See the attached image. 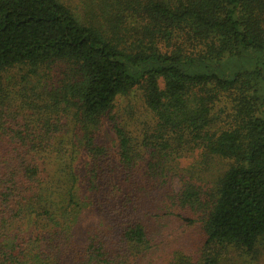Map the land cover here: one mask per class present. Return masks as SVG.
I'll use <instances>...</instances> for the list:
<instances>
[{
  "label": "trees",
  "instance_id": "16d2710c",
  "mask_svg": "<svg viewBox=\"0 0 264 264\" xmlns=\"http://www.w3.org/2000/svg\"><path fill=\"white\" fill-rule=\"evenodd\" d=\"M178 222L165 264L264 256V0H0V264H155Z\"/></svg>",
  "mask_w": 264,
  "mask_h": 264
},
{
  "label": "rangeland",
  "instance_id": "374dc122",
  "mask_svg": "<svg viewBox=\"0 0 264 264\" xmlns=\"http://www.w3.org/2000/svg\"><path fill=\"white\" fill-rule=\"evenodd\" d=\"M136 95L137 96H135L134 94L133 96L134 100L138 97V92L136 93ZM200 239H201V225L199 223H196L192 226H188L187 223L178 222L177 224L174 225L173 229L168 233V237L164 240L163 244L160 245L158 252L154 256V260L156 261L155 264H165L166 259L167 257L169 258L171 252L175 250H181L182 248L189 249V251L185 250V252L190 256L197 257L198 249H196L197 247H195L193 244L199 243ZM190 243H192V245ZM230 257H231L230 264L232 263V261L233 263H237V264L241 263L242 261L246 263L248 262L247 264H249V261H252L250 260L249 256L244 257L246 261L236 256H230ZM259 259H260L259 262L255 263L253 261L252 264H264V256L260 257Z\"/></svg>",
  "mask_w": 264,
  "mask_h": 264
}]
</instances>
